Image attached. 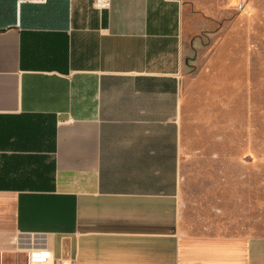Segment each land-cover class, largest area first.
I'll use <instances>...</instances> for the list:
<instances>
[{
	"label": "crops",
	"instance_id": "obj_1",
	"mask_svg": "<svg viewBox=\"0 0 264 264\" xmlns=\"http://www.w3.org/2000/svg\"><path fill=\"white\" fill-rule=\"evenodd\" d=\"M108 3L0 0V264H264L181 197L264 189V0Z\"/></svg>",
	"mask_w": 264,
	"mask_h": 264
},
{
	"label": "rangeland",
	"instance_id": "obj_2",
	"mask_svg": "<svg viewBox=\"0 0 264 264\" xmlns=\"http://www.w3.org/2000/svg\"><path fill=\"white\" fill-rule=\"evenodd\" d=\"M202 165L190 162L181 187L183 214L190 230L264 235V189H228L227 178L203 176Z\"/></svg>",
	"mask_w": 264,
	"mask_h": 264
},
{
	"label": "built area",
	"instance_id": "obj_3",
	"mask_svg": "<svg viewBox=\"0 0 264 264\" xmlns=\"http://www.w3.org/2000/svg\"><path fill=\"white\" fill-rule=\"evenodd\" d=\"M94 1H95V5L98 8H104L109 4L108 0H94ZM48 258L49 257H47V256H42V254H40V253H34L31 256V260H32L33 264H50Z\"/></svg>",
	"mask_w": 264,
	"mask_h": 264
}]
</instances>
